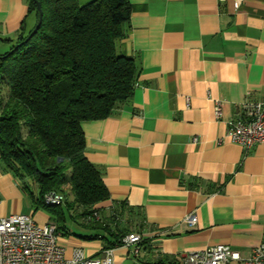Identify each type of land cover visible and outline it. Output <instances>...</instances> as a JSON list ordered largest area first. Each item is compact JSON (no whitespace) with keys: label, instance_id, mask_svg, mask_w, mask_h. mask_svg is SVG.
<instances>
[{"label":"crops","instance_id":"crops-1","mask_svg":"<svg viewBox=\"0 0 264 264\" xmlns=\"http://www.w3.org/2000/svg\"><path fill=\"white\" fill-rule=\"evenodd\" d=\"M127 1L116 51L135 60L136 85L112 114L81 129L84 156L109 192L95 205L99 221L139 233L140 249L108 234L69 243L58 231L65 256L75 247L88 257L112 248L113 264H183L191 250L225 244L246 257L264 242V141L244 149L226 130L244 102L264 99V0L236 9L232 0ZM33 23L27 0H0V45ZM9 214L54 224L0 167V217Z\"/></svg>","mask_w":264,"mask_h":264},{"label":"trees","instance_id":"trees-1","mask_svg":"<svg viewBox=\"0 0 264 264\" xmlns=\"http://www.w3.org/2000/svg\"><path fill=\"white\" fill-rule=\"evenodd\" d=\"M37 1L42 13L37 31L22 43L38 18L35 2L27 0L33 26L4 39L9 47L0 53V87L8 88L0 99V167L21 182L35 206L57 214V222L63 220L61 204L43 203L51 191L63 196L68 209L81 208L87 227L105 230L117 243L126 234L100 217L87 219L109 192L99 168L84 156L81 124L108 117L132 95L136 62L116 51L130 5L127 0ZM111 218L118 223L117 210Z\"/></svg>","mask_w":264,"mask_h":264},{"label":"built area","instance_id":"built-area-1","mask_svg":"<svg viewBox=\"0 0 264 264\" xmlns=\"http://www.w3.org/2000/svg\"><path fill=\"white\" fill-rule=\"evenodd\" d=\"M241 1L232 0L233 7L236 9ZM216 108L218 110L219 103ZM226 136L244 149L264 141V99L244 102L240 114L227 121ZM191 140L195 141L196 138ZM43 203L46 206L60 205L63 203V196L53 191L48 192L43 196ZM90 218H99V213L93 211L87 219ZM184 219L192 228L199 225L194 214H188ZM59 236L54 224H39L27 214L0 217V264H113L112 248H105L98 257H88L82 248L75 247L71 257L66 258ZM140 242V234L132 232L117 243L132 245V252L137 254ZM182 263L264 264V242L254 246L246 257L225 244L191 250L183 256Z\"/></svg>","mask_w":264,"mask_h":264},{"label":"rangeland","instance_id":"rangeland-1","mask_svg":"<svg viewBox=\"0 0 264 264\" xmlns=\"http://www.w3.org/2000/svg\"><path fill=\"white\" fill-rule=\"evenodd\" d=\"M1 46H4L3 48ZM8 49V45H0V53H3L4 51H6ZM8 92V88L6 87V85H3L0 87V99L2 97L5 96V94H7ZM66 199L67 200H71L72 199V195L69 191L68 188H66ZM43 209V208H42ZM50 217V222H54L57 223V225H60L61 228L59 229L60 233L63 234V238L67 239L71 238L70 242H73V240H79L81 242V240H83V236H89V235H98L99 238L98 240L103 241V236H107V233L105 230L101 229V228H89L85 225V223L83 222L81 216H79V214L76 212V210L71 211L70 209H68L65 204L63 203L61 205V214L63 215V220L57 222L56 220V216L57 214H55L53 211H49V210H45ZM103 235V236H102ZM84 247H88V248H92V247H96L97 245L94 243H90L87 242L83 244ZM66 258H70L71 255L69 252H66ZM93 257H98V255L93 256Z\"/></svg>","mask_w":264,"mask_h":264},{"label":"water","instance_id":"water-1","mask_svg":"<svg viewBox=\"0 0 264 264\" xmlns=\"http://www.w3.org/2000/svg\"><path fill=\"white\" fill-rule=\"evenodd\" d=\"M36 4L37 7V11H38V18L37 21L35 23V25L33 26V28L31 29V31L27 34L26 38L22 41V43L26 40H28L39 28L40 23H41V17H42V13H41V7H40V3L37 0H33ZM21 43L17 44L16 46L20 45Z\"/></svg>","mask_w":264,"mask_h":264}]
</instances>
